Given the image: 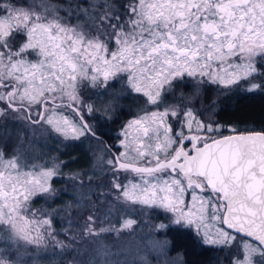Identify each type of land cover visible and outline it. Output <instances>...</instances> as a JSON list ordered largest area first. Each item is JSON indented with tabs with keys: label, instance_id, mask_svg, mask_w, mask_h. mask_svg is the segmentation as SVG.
Masks as SVG:
<instances>
[{
	"label": "rangeland",
	"instance_id": "1",
	"mask_svg": "<svg viewBox=\"0 0 264 264\" xmlns=\"http://www.w3.org/2000/svg\"><path fill=\"white\" fill-rule=\"evenodd\" d=\"M232 2L136 0L123 20L87 26L53 3L0 0V79L16 83L35 119L41 100L53 101L34 123L0 88V264H188L170 226L212 248L208 264H264L258 243L224 227L219 193L189 188L179 171L141 173L115 159L153 164L191 133L204 143L237 126L215 118L218 96L264 91V0ZM110 86L143 103L109 143L96 129L118 112ZM75 140L92 149L91 174L62 171L58 148ZM64 191L68 200L52 204Z\"/></svg>",
	"mask_w": 264,
	"mask_h": 264
},
{
	"label": "water",
	"instance_id": "2",
	"mask_svg": "<svg viewBox=\"0 0 264 264\" xmlns=\"http://www.w3.org/2000/svg\"><path fill=\"white\" fill-rule=\"evenodd\" d=\"M251 0H233V6H245ZM68 103L81 117L80 110ZM206 134H188L180 148L169 158L153 164L122 160L115 152L119 167L130 168L141 173L168 168L179 171L192 184L201 187L198 177L220 194L225 202L222 223L225 228L257 242L264 249V131H240L208 138ZM190 142V150L185 143Z\"/></svg>",
	"mask_w": 264,
	"mask_h": 264
},
{
	"label": "trees",
	"instance_id": "3",
	"mask_svg": "<svg viewBox=\"0 0 264 264\" xmlns=\"http://www.w3.org/2000/svg\"><path fill=\"white\" fill-rule=\"evenodd\" d=\"M44 3L49 2L55 5V9L60 17L69 19L73 22H84L86 25H94L104 17L115 16L113 19L119 18L123 20L130 14V4L136 0H41ZM108 15V16H107ZM111 19V20H113ZM91 21V23H89ZM112 87V86H110ZM117 88V87H116ZM113 88V91H108L107 95L118 112L115 116L107 121L99 122L96 129L97 136L103 141L109 142L115 136V132L122 123L134 113L141 111L143 98L138 94L118 95L119 89ZM128 91V89H126ZM129 92V91H128ZM102 96V92H97V95ZM207 100H210L207 98ZM215 118L219 122L237 124L234 129H223L220 132H215L211 138L221 135L230 134L240 131H264V91H233L226 92L218 96L215 101ZM208 137V136H207ZM92 138V137H91ZM11 142V143H10ZM6 144L8 148L12 147V140L6 136ZM10 143V144H9ZM5 144V145H6ZM7 149L6 146H4ZM59 160L62 162V171L66 173L80 172L82 174H91L93 172V152L89 146H85V141L75 140L65 143L58 148ZM61 183H64L62 180ZM67 192H61L59 197L52 200V204H61L68 200ZM179 230L187 234L189 238L178 237L172 230ZM167 233L172 237L173 243H179V249H184L187 253V262L192 264L191 260L194 257L197 260L196 264H208L211 260L212 248H208L196 241L192 232L188 229L170 226ZM201 246V247H199Z\"/></svg>",
	"mask_w": 264,
	"mask_h": 264
},
{
	"label": "flooded vegetation",
	"instance_id": "4",
	"mask_svg": "<svg viewBox=\"0 0 264 264\" xmlns=\"http://www.w3.org/2000/svg\"><path fill=\"white\" fill-rule=\"evenodd\" d=\"M252 1L253 0H251V2ZM250 3H248L247 5H249ZM247 5H245V6H247ZM245 6H236V7H245ZM0 88L2 89V91H3L4 95H5V103L8 106H10L13 111H16V112L18 111L19 113L22 112L25 115V117H27L28 120H30V121H32L34 123H38L40 121L41 116L43 115V111L45 110L46 103L47 102H52L53 103V101L49 97L41 100V104H40L41 108H40L39 117L37 119H35L34 115L36 114V112H35L36 110H33V108H32L33 103L28 102V101H26L24 99H21L19 97V95H18L19 88H18V86L16 85L15 82L3 81V80L0 79ZM188 143L189 142L185 143L186 148L188 146ZM186 180L188 181L187 178H186ZM198 181L201 184L200 188L196 184L190 185L189 188L192 187V186H195V187H197L199 189H208V190L212 191L213 193H216V192L211 190L206 185V183H205L203 178L198 177ZM255 243H257V242H255Z\"/></svg>",
	"mask_w": 264,
	"mask_h": 264
}]
</instances>
